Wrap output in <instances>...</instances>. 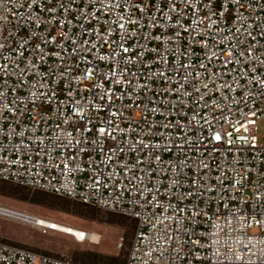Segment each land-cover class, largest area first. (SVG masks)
Instances as JSON below:
<instances>
[{
	"label": "built area",
	"instance_id": "obj_1",
	"mask_svg": "<svg viewBox=\"0 0 264 264\" xmlns=\"http://www.w3.org/2000/svg\"><path fill=\"white\" fill-rule=\"evenodd\" d=\"M0 180L134 221L124 264H264V0H0Z\"/></svg>",
	"mask_w": 264,
	"mask_h": 264
},
{
	"label": "rangeland",
	"instance_id": "obj_2",
	"mask_svg": "<svg viewBox=\"0 0 264 264\" xmlns=\"http://www.w3.org/2000/svg\"><path fill=\"white\" fill-rule=\"evenodd\" d=\"M262 126L260 137L263 136ZM0 205L94 233L92 242L79 243L58 231L0 217L2 240L57 256H67L83 264H124L126 261L135 231V222L127 217L1 180ZM120 238H124L121 248L118 247Z\"/></svg>",
	"mask_w": 264,
	"mask_h": 264
},
{
	"label": "bare ground",
	"instance_id": "obj_3",
	"mask_svg": "<svg viewBox=\"0 0 264 264\" xmlns=\"http://www.w3.org/2000/svg\"><path fill=\"white\" fill-rule=\"evenodd\" d=\"M12 216L15 218L22 219L23 221H26L29 224L36 225L37 227H45L48 229H53L55 231L64 233L65 235L73 237L78 242H82L85 237L89 236V239L92 242V237L94 233L87 234L86 231L73 228L70 225L55 223V222H52L51 220L43 219L41 217L39 218L38 216L31 215V214H27L24 216L23 215L16 216L15 214H13ZM30 216H33V219H30Z\"/></svg>",
	"mask_w": 264,
	"mask_h": 264
},
{
	"label": "trees",
	"instance_id": "obj_4",
	"mask_svg": "<svg viewBox=\"0 0 264 264\" xmlns=\"http://www.w3.org/2000/svg\"><path fill=\"white\" fill-rule=\"evenodd\" d=\"M5 183H7V182H5ZM42 192V191H41ZM80 203V202H79ZM81 205H83V206H87V205H84V204H82V203H80ZM89 207H93V206H89ZM111 213V212H110ZM119 215V214H118ZM119 216H122V215H119ZM123 217H125V216H123ZM134 222V221H133ZM13 243V242H12ZM73 259V258H72ZM74 261H76V262H79V261H77V260H75V259H73ZM79 263H81V264H83L82 262H79Z\"/></svg>",
	"mask_w": 264,
	"mask_h": 264
},
{
	"label": "snow or ice",
	"instance_id": "obj_5",
	"mask_svg": "<svg viewBox=\"0 0 264 264\" xmlns=\"http://www.w3.org/2000/svg\"><path fill=\"white\" fill-rule=\"evenodd\" d=\"M125 51H127V49H125ZM101 131H103V129H101ZM215 139L219 140V139H220V136L217 135V136L215 137Z\"/></svg>",
	"mask_w": 264,
	"mask_h": 264
}]
</instances>
